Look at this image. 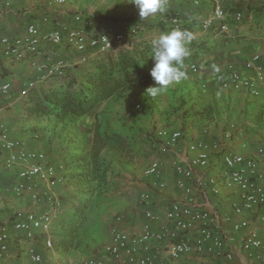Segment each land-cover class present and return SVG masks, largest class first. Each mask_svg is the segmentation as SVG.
<instances>
[{"label":"crops","instance_id":"1","mask_svg":"<svg viewBox=\"0 0 264 264\" xmlns=\"http://www.w3.org/2000/svg\"><path fill=\"white\" fill-rule=\"evenodd\" d=\"M78 1L70 5L69 9H74V11L83 15L84 19L93 20V26L88 28V32L103 33L109 30L120 32L126 25L139 24L140 32L136 36H129L125 45L120 47L126 49H132L135 45H151L152 39L159 33L172 30L171 18L176 17L178 28L188 30L194 36L193 41L188 45L190 55L185 58V62L187 61V64L195 63L197 72L193 74L186 73V76L179 82L171 84L167 89L157 94L150 102L152 106H150L151 111L148 115L154 116V119L157 118L156 129L166 128L182 131L183 136L177 148V157L180 160L184 161L194 156L195 152L187 149L188 145L194 141L203 140L210 146V165L207 168L195 167V178L203 176L205 180L208 176H217L221 179L224 166L220 154L229 153L254 158L264 181V119L255 120V122L251 120L260 110H264V87L260 88L257 96H251L244 90L225 88L222 85L223 80L228 78L232 70L253 75L251 70L244 67V62L252 56L258 55L260 63L264 64V0L224 1L222 5L227 12L225 19L228 24L227 32L219 30V20H214L213 24L207 29H203L200 25L213 9L212 0H168L165 13L141 21L140 18H132L133 20L123 22L121 27L118 21L100 16L98 8L101 6L102 0H88L90 2L87 6L89 7L83 8L85 10L81 11L78 9L85 5L80 4ZM124 2L126 1H121V3ZM91 4L93 6H90ZM57 5L59 4L54 3V0H22L10 5H5L4 1L0 0V34L8 37L22 35L25 32L26 25L33 21L38 23L40 27L49 28L51 26L50 20L47 23L41 22L42 16H45L43 15L45 13L44 8L52 9ZM236 12L241 13L240 20L234 18ZM74 13L58 10V13H55L52 18L55 20L60 19L57 25L67 23L69 26H73L76 24L75 22L72 23ZM148 20L150 24H153L152 28H148L150 30L144 27L146 24L144 22ZM162 25L166 29H161ZM57 47L59 46L43 44L42 53L36 59L50 60L60 58L63 52L67 53L66 50L62 49L63 47ZM67 49L71 52L70 47ZM115 52H110L107 55H96L91 60L97 63L106 60ZM73 54V57L77 59L79 54ZM62 58L64 57L62 56ZM65 58H70V55ZM89 64L90 61L84 66L73 68L74 73L72 70V74L81 77L84 72L94 68L92 63ZM214 66L219 71H215ZM31 77H34V74L30 66L29 56L18 62H10L3 56L0 57V83L9 82L11 84L9 93L0 99V121L7 128H10L8 137H15L21 133V137L26 139V136L28 138V136L36 134V132L29 130L27 133L21 131L27 124L24 122L27 120L23 119L27 107L23 105V98L18 95V89L25 82V79ZM153 83L155 84L154 80ZM56 84L58 82L53 77L46 79L44 82V85ZM259 149H263V152L259 153ZM220 151L221 153L218 154ZM160 155L162 156V162L160 163L162 178L166 182V187L162 192L155 191L152 193L150 205L153 206L154 211L162 220L166 204L175 199H183V195L174 186L176 175L172 166L177 158L176 154ZM54 158L57 159V163L53 166L56 176L63 173L64 167L58 155L55 154ZM3 159L4 154H0V222L8 227L9 239L8 253L5 257L0 258V264H32L28 259L29 249L37 250L42 254L43 259L40 264H58L54 256L49 255L51 254L50 250L43 246V236L42 239L38 235L35 239L28 240L22 232L15 231L12 228L13 215L18 207L26 210L37 209L30 206L31 199L25 196L26 193L20 196L14 194L12 187L11 190L6 188L5 178H11L10 182L14 184L17 171L14 170V167L6 169L3 166ZM38 181L40 180L37 179L36 182ZM190 184L193 200L203 202L209 209H214L221 219L226 215H230L232 220L245 216L250 219L252 224L260 228L256 215L248 212L241 216L234 214L232 204L237 201L234 188L221 186L219 193L213 194L208 187L206 189L207 194H205V191L202 192L196 186L195 181L192 180ZM118 225L126 231L139 232L140 230L139 224L129 226L123 219ZM157 226L158 224L155 223L154 227ZM97 227L96 222L91 225L86 237L87 242L91 241ZM223 227L226 231H230L227 222L223 221ZM195 233L194 230L189 231L191 237ZM241 235V233L236 234L233 241L226 248L233 252L232 264H264V247L256 250L252 255H248L240 247ZM155 250L161 253L166 252V244L159 245ZM100 258L104 259V263L113 264L103 254ZM222 261V256L216 257L191 251L181 256L180 263L219 264Z\"/></svg>","mask_w":264,"mask_h":264},{"label":"built area","instance_id":"2","mask_svg":"<svg viewBox=\"0 0 264 264\" xmlns=\"http://www.w3.org/2000/svg\"><path fill=\"white\" fill-rule=\"evenodd\" d=\"M5 5L21 2L22 0H3ZM211 13L200 23L203 29L209 28L214 20H219V30L227 32L228 24L225 19L227 12L223 8L226 0H212ZM64 0H54L61 4ZM236 20H240L241 13L234 14ZM48 16H42L41 22L47 23ZM76 24L69 26L60 24L55 27L43 28L36 22L26 25L22 35L8 37L0 34V57L3 56L10 62H18L29 56L30 66L37 77L25 81L18 95L25 98L29 91L35 89L40 82L56 75H61L66 63L62 60L50 62V60H37L41 55L43 44L50 46H68L78 54L77 63H85L97 54L115 52L125 45L129 36H136L140 32V25L125 26L120 32L112 30L103 33L88 32L92 28L93 20L76 13ZM78 23V24H77ZM174 28L178 27V19L171 18ZM244 67L251 70L253 75L244 74L232 70L228 78L223 80V87L234 90H244L251 96H257L260 88L264 87V64L260 63L259 56L254 55L244 62ZM185 73H196L195 63L184 65ZM11 84L0 83V99L9 93ZM152 140L160 154L178 155V144L182 139V131L166 128L155 129L152 132ZM188 151L195 152L194 156L182 161L177 157L173 162V171L176 175L174 186L183 199H175L166 204L163 219L154 211L150 203L153 192H162L166 182L162 178L160 161L150 163L144 169L142 175L145 189L138 192L136 202L142 212V221L139 232L126 231L119 227L122 216H116L110 225L109 241L103 248L102 254L110 259L113 264H195L180 263L181 256L191 251L206 253L213 256H222L219 264H232L233 252L227 250L236 234L241 233L240 247L248 255L264 247V181L259 173L256 160L240 154L221 153L220 159L224 166L223 177L194 176V168H207L210 165V146L203 140L192 142L187 147ZM259 153L263 149L258 150ZM0 154H4L3 166L10 169L15 165L20 166L16 180L12 185V191L16 195L31 194L33 202L40 201L41 197L35 191L36 180L48 181L54 179L60 182L61 177L55 176V170L47 162V156L42 151L31 150L16 139L8 137L4 123L0 121ZM53 180V181H54ZM205 194L206 189L213 194L220 191V187L234 188L237 201L232 204V210L236 215H244L245 212L254 214L260 223V228L252 224L248 217L232 220L230 215L221 219L214 209L206 207L205 203L193 200L191 181ZM1 188V177H0ZM42 199L46 202V210L17 209L14 212L12 228L22 232L28 240L43 236V246L52 250L53 241L51 232L53 224L58 219L59 200L52 194H45ZM223 221L230 226V231L223 227ZM157 223L158 226L154 227ZM196 233L193 237L189 231ZM37 232H39L37 234ZM8 227L0 222V258L8 253ZM166 244L164 253L156 251L161 244ZM28 259L32 264L42 262V254L37 250L29 249ZM83 264H104L103 258H91ZM208 264V263H200Z\"/></svg>","mask_w":264,"mask_h":264},{"label":"trees","instance_id":"3","mask_svg":"<svg viewBox=\"0 0 264 264\" xmlns=\"http://www.w3.org/2000/svg\"><path fill=\"white\" fill-rule=\"evenodd\" d=\"M164 28L162 25L161 29ZM171 29H174L173 25ZM151 55V45L144 44L132 49L119 48L106 60L97 63L92 62V56L85 63H77V66H84L90 61L94 65L81 77L72 74L66 64L62 74L53 77L58 84L40 82L23 98V105L27 107L23 119L45 123L41 131L58 140V148L52 151L60 157L64 167L62 180L58 183L72 190L71 196L56 197L59 218L53 224V248L50 251L77 245L82 234L86 239L94 224L86 229L90 216L109 190L111 178L108 173L113 156L120 158L123 152H128L129 158L133 157L126 141L127 134L114 128L108 116L113 113L114 106L135 93L143 95L144 113H150V102L154 97L148 95L146 89L156 86L150 75L154 67ZM187 63L184 60V65ZM101 104L103 109L95 111V107ZM263 113L264 110H260L251 118L252 122L263 120ZM84 121H89V125ZM51 124L55 130H49ZM146 135L153 141L152 132ZM108 154L112 156L108 158Z\"/></svg>","mask_w":264,"mask_h":264},{"label":"rangeland","instance_id":"4","mask_svg":"<svg viewBox=\"0 0 264 264\" xmlns=\"http://www.w3.org/2000/svg\"><path fill=\"white\" fill-rule=\"evenodd\" d=\"M77 1L78 0H65L63 3L52 7V9L44 8L45 13L43 15H49L48 18L51 21L50 27L57 26V22L60 21V19L55 20L54 18H52L55 13H58V10L65 11L67 13L75 12L72 15L73 23L74 15L77 13V11H74V9L71 8L69 9V6L73 3H77ZM121 1L122 0H102V4L98 8L100 12L99 14H101L100 16H106V18L118 21L120 27L121 25H123V22L133 20L132 18H139V12L136 6L129 3L128 0H124L127 3H121ZM78 2L85 5L84 7L78 9L79 11L85 10L83 8L89 7L87 5L90 1L88 0H79ZM93 4H91L90 6H93ZM144 23H146L144 27L147 30H150L148 28L153 27V24H150L149 20ZM61 47H63L62 49L67 51V53L63 52L62 56L65 58L66 56L70 55V58L64 59L61 56L60 58L50 59V62L62 60L67 64L68 69H71L72 72L73 68H76L78 65V58L76 59L73 57V53L77 52L72 48L71 52H69V49H67L68 46L66 45H62L57 48ZM33 74L34 77H37L34 72ZM26 80L28 79H25V81ZM24 83L25 82H23V84ZM23 84L20 86L18 91L21 89ZM144 103L145 100L143 98V95L135 93L134 95H131L130 98L125 102L118 103V105L114 106L113 113L108 116L114 128L123 130L125 131L123 133L127 134L126 141L131 147L133 157L129 158L128 152H123L120 158L113 156L112 168L108 173L109 178H111L110 184L108 186L109 190L106 191L104 197H102L99 203H97L94 212L91 214L86 226L87 229V227H89L91 223L96 222L98 225L96 232L94 233L90 242H86L85 234H82L78 243H76L77 245L69 246L66 249L60 247V250L55 248L53 251H50L51 254L49 255L54 256L58 264H82V262L87 259L100 258L103 252V248L109 241L110 224L113 222L116 216H122L123 221L125 220V222L129 224V226H137L138 224H141L142 212L137 205L136 196L139 191L145 189L146 187L142 173L146 166L150 163L156 162L157 160H159L160 163L162 162V156L154 145V141H151V139L146 135V133L149 135V132H153L156 129L157 118L154 119V116L146 115L144 113ZM103 107L104 106L101 104L96 109L97 111H99L103 109ZM24 122H26L27 124H25L26 127H24L21 131L27 133L29 130L36 132V134L30 135V137L28 136V138L26 136V139H23L21 137V133L18 134L19 136L16 135L15 137L10 138L23 142L28 149L44 152L47 156L49 164L55 166V163H57V159L54 158L55 154H53L52 151H56V149L58 148V140L51 139L52 137H49L50 135H48V133H44L41 131L45 128V123L43 124L37 121L30 120ZM84 124L89 125V121L85 122ZM131 128H134V130ZM5 129L6 134L9 136L10 128H7V126H5ZM49 130H55V126L51 124ZM107 156L108 158H110V156L112 155L108 154ZM14 168L15 171H18L20 166L15 165ZM60 175L57 174L56 176L61 177ZM10 180L11 178L9 177L5 178V181L7 183L6 188L9 190H11V187L13 185ZM53 180L54 179L51 178L48 181L36 182L35 191L36 193H38V196H40L41 199L36 203L34 202V205L31 194H25L27 198L31 199L29 204L32 208L41 211L48 208L46 202L42 199V196H44L45 194H53L57 197H60L61 195H72V190H69L67 185L58 183L56 180ZM18 209H21V207H18ZM53 233H55V228L53 230ZM104 264L110 263L105 262Z\"/></svg>","mask_w":264,"mask_h":264},{"label":"clouds","instance_id":"5","mask_svg":"<svg viewBox=\"0 0 264 264\" xmlns=\"http://www.w3.org/2000/svg\"><path fill=\"white\" fill-rule=\"evenodd\" d=\"M128 2L138 8L141 21L165 13L168 0H128ZM193 39L194 36L190 31L178 27L161 32L152 39L151 57L154 60V67L151 69L150 75L156 86L146 89L148 95L155 97L171 84L179 82L186 76L182 69L185 58L190 55L188 45ZM214 69L219 71L215 66Z\"/></svg>","mask_w":264,"mask_h":264}]
</instances>
